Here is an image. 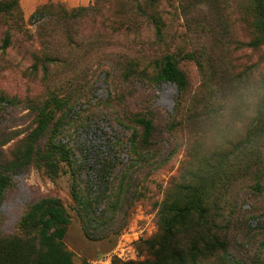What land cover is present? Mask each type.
Instances as JSON below:
<instances>
[{
	"label": "rangeland",
	"instance_id": "obj_1",
	"mask_svg": "<svg viewBox=\"0 0 264 264\" xmlns=\"http://www.w3.org/2000/svg\"><path fill=\"white\" fill-rule=\"evenodd\" d=\"M257 1L0 0V264H264ZM206 161L227 180L167 238Z\"/></svg>",
	"mask_w": 264,
	"mask_h": 264
},
{
	"label": "trees",
	"instance_id": "obj_2",
	"mask_svg": "<svg viewBox=\"0 0 264 264\" xmlns=\"http://www.w3.org/2000/svg\"><path fill=\"white\" fill-rule=\"evenodd\" d=\"M52 7V5H50ZM44 7H42L37 13H42V10ZM50 9V7H49ZM86 9V8H83ZM256 9L259 14H261L264 17V0H258L256 2ZM160 76L171 80L176 83L178 91H182L185 87L186 81L185 77L183 75V72L179 70L174 61L170 57H166L164 61V65L160 70ZM264 104V92L262 95V99L260 101ZM262 109V107L260 108ZM139 122L145 124V127L149 126V121L144 120L142 118L138 119ZM108 164V161L105 162L104 167L100 169V172L107 173L106 171V165ZM108 166V165H107ZM232 165L223 161H214L209 162L206 161L204 163H201V168L198 172H195L192 176V178H195V183H187V184H180L178 187H180L181 190L188 192L189 195L188 201L183 202L181 205H173L169 208V212L171 214V219L165 220V229L167 232V238H172L175 235L174 228L176 225L181 224L184 219L188 218L192 214L198 215L201 219H204L207 215L208 208H207V202L205 198V190L207 188H213L223 186V181H226V168L231 167ZM248 167L247 164L242 165V163H237L235 165L234 171L232 170L233 175H239L243 176L244 170ZM236 171V172H235ZM224 177V178H222ZM48 204H51V202H48ZM54 206L56 204V201L52 203ZM42 204H36L33 207L34 211H39ZM45 213L47 216L44 218L42 222V236H45V233L47 229L51 226L54 227V225H60L66 221L65 216L61 213V211H55L52 208L47 207L45 210ZM44 240L40 236L39 238V245ZM35 246V245H34ZM39 246L31 247L32 250L37 252ZM1 253L5 256L4 252H2V247H0ZM0 259H3V257L0 255ZM63 262V260L61 261ZM61 262L59 264H61ZM65 264V263H63Z\"/></svg>",
	"mask_w": 264,
	"mask_h": 264
}]
</instances>
